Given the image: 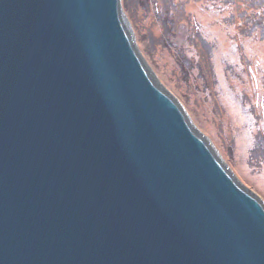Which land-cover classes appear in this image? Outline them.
Returning a JSON list of instances; mask_svg holds the SVG:
<instances>
[{
    "label": "water",
    "instance_id": "1",
    "mask_svg": "<svg viewBox=\"0 0 264 264\" xmlns=\"http://www.w3.org/2000/svg\"><path fill=\"white\" fill-rule=\"evenodd\" d=\"M125 19L121 0H0V264H264V200Z\"/></svg>",
    "mask_w": 264,
    "mask_h": 264
},
{
    "label": "rangeland",
    "instance_id": "2",
    "mask_svg": "<svg viewBox=\"0 0 264 264\" xmlns=\"http://www.w3.org/2000/svg\"><path fill=\"white\" fill-rule=\"evenodd\" d=\"M121 1L152 75L264 200V157L252 154L257 134L264 135V36L246 33L241 14L254 8L246 0H235L229 10L226 0ZM197 31L212 44L206 61L191 42Z\"/></svg>",
    "mask_w": 264,
    "mask_h": 264
},
{
    "label": "trees",
    "instance_id": "3",
    "mask_svg": "<svg viewBox=\"0 0 264 264\" xmlns=\"http://www.w3.org/2000/svg\"><path fill=\"white\" fill-rule=\"evenodd\" d=\"M234 2L235 0H226V2L224 3L229 10L231 4ZM246 3L248 6L254 8V10L251 12L248 9H245L244 12H241L242 17L247 24L246 33L252 34L254 31L259 30L264 36V0H246ZM191 42L195 47L199 48V53L201 54L203 61H206V59L209 57V53L211 52L212 47V44L208 40V38L205 37L201 32L197 31L196 34L192 36ZM203 69L204 71H206L204 62ZM257 139L258 142L256 144V147L253 148L252 154H256L255 157L261 159V157H264V135L259 132L257 134Z\"/></svg>",
    "mask_w": 264,
    "mask_h": 264
}]
</instances>
